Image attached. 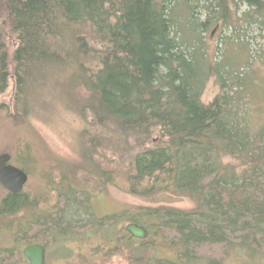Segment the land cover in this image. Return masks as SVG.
Wrapping results in <instances>:
<instances>
[{
	"label": "trees",
	"instance_id": "trees-1",
	"mask_svg": "<svg viewBox=\"0 0 264 264\" xmlns=\"http://www.w3.org/2000/svg\"><path fill=\"white\" fill-rule=\"evenodd\" d=\"M217 28L229 48L221 58L208 44ZM249 29L264 37V0H0V95L13 81L10 103H0L4 151L30 147L29 116L43 92L84 123L80 161L68 173L58 164V208L32 214L27 242L57 232L50 238L61 237L67 255L74 234L91 232L99 246L74 253L75 264H110L116 256L124 264H222L233 244L264 254V198L243 194L220 164L228 155L264 171V145L258 136L246 139L231 110L234 98L264 84L251 70ZM210 79L219 92L204 102ZM116 176L131 194L173 192L194 206L141 208L139 219H128L147 230L136 239L119 226L124 214L95 219L89 212ZM33 197L8 193L0 213L34 209ZM71 214L89 222L73 225ZM159 248L175 249L174 258L156 256Z\"/></svg>",
	"mask_w": 264,
	"mask_h": 264
},
{
	"label": "rangeland",
	"instance_id": "rangeland-1",
	"mask_svg": "<svg viewBox=\"0 0 264 264\" xmlns=\"http://www.w3.org/2000/svg\"><path fill=\"white\" fill-rule=\"evenodd\" d=\"M208 34L210 33L208 32ZM218 35L221 34L220 29L217 28L208 36V44L214 48V50L216 48L219 49V56L221 58L225 52L229 54V48L221 43L222 38L219 40ZM247 36H249L247 39L249 42L248 47L251 48V70L256 73L258 79L262 80L264 79V67L260 61L262 57H264V37L259 34L257 29L254 31L249 29ZM251 36L253 39L250 38ZM8 44L10 46L13 45L12 39L8 41ZM231 52H233V50H231ZM219 56L217 57L219 58ZM231 57L236 58L237 54H231ZM12 84L13 81L9 79L8 87L5 92L0 95V103H10L12 97ZM257 90L258 91L252 95L242 93L239 99L236 100L234 98L232 100L231 110L233 111L235 120L239 123L238 127L242 129L243 132H246V139L252 142V140L258 136L260 138L258 141L264 145V84L262 86L259 85ZM218 92V84L214 79H210L204 88L202 100L208 102ZM233 92L234 89L228 93L233 94ZM40 95L41 99L37 100L34 105V109L36 110L29 116L31 122L30 133L25 134L30 147H26L27 150L24 152L15 153V155L13 153L11 156L14 164H25V169L28 172L29 178L24 186V193L27 192L32 195V197L34 196L33 198H37V202L44 201L40 203L48 205L58 199L56 195H54L57 189L52 190L50 188L51 185L48 187L49 189L46 187L52 175H54L56 179H60L58 164H61V167L64 168L62 172L68 173L70 171L69 168L80 161L77 150L79 144L78 133L79 130L84 128V123L70 110L68 111L65 109L56 100L55 94L49 95L43 92ZM33 97H35V93H31L30 99ZM1 128L3 129V127L0 126V153L6 152L4 148L8 142L4 138V132H2ZM94 160L97 162L99 159L96 158ZM220 162L222 166L227 167L225 170V178L227 180L233 182L232 184L242 183L241 188L243 194L257 192L264 198V171H262V168L257 170L258 167H256L253 162L244 158L231 157L228 155H221ZM78 177L79 179L83 178L82 175ZM243 179L245 182L242 181ZM255 180L259 183L256 184ZM88 182H92L95 185L93 179ZM64 187V184L61 185L60 190ZM102 192V194L97 195L91 200L89 212L95 219L116 213L124 214V219L126 220L120 222V227L127 223L128 219L133 217L139 219L140 216H142L140 215L142 212L141 208L146 206L153 207L164 205L180 209H189L194 206V202L189 197L173 192L164 191L156 195L153 199L131 194L126 191V185L120 176L115 177V182L113 184H104ZM2 193L0 188V196ZM76 215L77 214H71L73 225H79L85 222L83 218L80 220L74 218ZM25 217H27L29 221L31 219V213H27ZM74 235L73 241H69L65 244L68 251V253L65 252V254L67 255L61 254L63 250H65V248H62L64 243L59 242L61 237L57 238V241L55 238L54 240L48 239L51 241L48 248V264H67L69 261H72V256L75 258L76 253L83 251L82 249H85L89 244L95 246L94 248L99 246V243L92 238L93 235L91 232H83ZM74 241L76 242L75 244ZM0 245L3 247L10 246L6 235L0 234ZM56 251L60 255L57 254ZM174 251L175 249L159 248L155 253L158 257L173 259L175 256ZM225 253L226 255L222 259V264H264V254L256 253L239 244L231 245L226 249ZM95 262L98 264V260ZM199 262V264H208L206 260H199ZM110 264H124V261L116 256L110 260Z\"/></svg>",
	"mask_w": 264,
	"mask_h": 264
},
{
	"label": "flooded vegetation",
	"instance_id": "flooded-vegetation-1",
	"mask_svg": "<svg viewBox=\"0 0 264 264\" xmlns=\"http://www.w3.org/2000/svg\"><path fill=\"white\" fill-rule=\"evenodd\" d=\"M10 164L16 165L12 162V157H10L9 162ZM27 173V181L29 178L28 172ZM54 173V171H53ZM58 179L55 178L54 175H52L51 179L49 178V182L46 184L47 189L51 185L50 188L54 189V185ZM0 188L2 190V195L0 197V206L1 202L4 199V197L11 193L4 189L1 185ZM24 189V186H23ZM23 189L20 191L22 192ZM54 195H56V190ZM57 196V195H56ZM44 201H38L36 202V208L30 209L27 208L25 205L16 207L11 211H2L0 213V234L6 235L8 242L10 243V246L3 247L0 245V264H28L27 259L23 256L22 250L27 245H42L44 248V264H48V248L51 244V241L48 239H51L52 234H57V232H50L47 231L45 234L44 232H38L34 234L33 237L39 238L38 241H32L30 243L26 242V236L30 233L28 232L29 229H27V213H34L38 217H44V216H51L53 212H55L58 208L59 199L55 200L54 202L49 203L48 205H43ZM30 209V210H29ZM23 217V219H22ZM26 218V219H24ZM32 235V234H31ZM57 244V243H56ZM60 255V254H59ZM73 257V256H72ZM72 261H69L67 264H75V260L72 259Z\"/></svg>",
	"mask_w": 264,
	"mask_h": 264
},
{
	"label": "water",
	"instance_id": "water-1",
	"mask_svg": "<svg viewBox=\"0 0 264 264\" xmlns=\"http://www.w3.org/2000/svg\"><path fill=\"white\" fill-rule=\"evenodd\" d=\"M8 152L0 153V185L11 193H19L27 182V173L20 167L8 163L10 160ZM124 230L136 239H143L147 230L135 223L128 222ZM23 256L28 264H44V248L42 245H27L22 250Z\"/></svg>",
	"mask_w": 264,
	"mask_h": 264
}]
</instances>
